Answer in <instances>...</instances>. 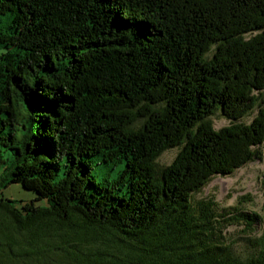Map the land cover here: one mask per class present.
<instances>
[{"label": "trees", "instance_id": "1", "mask_svg": "<svg viewBox=\"0 0 264 264\" xmlns=\"http://www.w3.org/2000/svg\"><path fill=\"white\" fill-rule=\"evenodd\" d=\"M263 144L264 0H0V264H264L195 197Z\"/></svg>", "mask_w": 264, "mask_h": 264}, {"label": "rangeland", "instance_id": "2", "mask_svg": "<svg viewBox=\"0 0 264 264\" xmlns=\"http://www.w3.org/2000/svg\"><path fill=\"white\" fill-rule=\"evenodd\" d=\"M9 22L8 16L3 15L4 26ZM252 117L250 115L238 121L249 123ZM213 121L217 130L230 123L221 113L213 116ZM258 149L261 155L254 161L243 165L231 175L214 176L205 188L195 193L197 199L215 200L218 212L229 217L230 221L218 218L221 224L216 233L222 235V240L231 245L234 254L242 259L264 251V144ZM178 151L177 147L165 151L158 160L160 166L169 164ZM113 171H109L111 177L114 176ZM3 182L0 177V195L12 199L17 207L31 202L37 196L20 183L10 182L4 186ZM35 203L42 201L36 200Z\"/></svg>", "mask_w": 264, "mask_h": 264}]
</instances>
